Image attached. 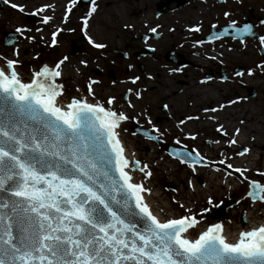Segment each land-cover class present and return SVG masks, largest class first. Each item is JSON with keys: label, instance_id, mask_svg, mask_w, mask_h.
I'll list each match as a JSON object with an SVG mask.
<instances>
[{"label": "snow or ice", "instance_id": "6c2138e0", "mask_svg": "<svg viewBox=\"0 0 264 264\" xmlns=\"http://www.w3.org/2000/svg\"><path fill=\"white\" fill-rule=\"evenodd\" d=\"M3 2L8 4L9 0ZM71 3L75 4L76 0ZM11 7L24 11L16 3ZM50 7L43 5L37 12ZM68 11H65V20ZM96 11V0H91L82 18L81 31L89 45L104 49L106 45L96 42L86 31L88 18ZM224 15L227 17L230 13ZM51 19L45 15L43 23ZM260 23L264 25V20ZM235 25L236 21H231L228 27ZM158 27L149 31L156 33ZM200 30L198 25L189 29ZM234 30L239 37L253 34L249 24ZM15 31L23 34L31 30L17 27ZM60 31L56 28L51 33L53 45ZM258 39L264 48V35ZM67 60L64 56L51 68L43 65L27 83L14 68L17 60L8 59L7 70L0 69V114L4 117L0 120V264H264V223L240 231L235 242H230L219 223L208 226L193 238L192 231L199 224L194 215L161 220L153 214L142 195L150 189L136 183L126 170L130 164L117 129L129 117L123 111L114 110L116 98L108 97L109 107L98 100L90 103L83 97H73L64 106L58 100L63 95V86L56 80L61 77V65ZM86 63L80 61L81 65ZM262 65L264 62L257 67ZM182 70V67L168 69L170 73ZM248 75H253L252 69ZM130 79L135 84L140 77ZM93 83L97 82L88 84V95L94 97ZM127 91L130 93L132 89ZM136 95L140 98L139 91ZM234 103L228 101V104ZM129 107L134 105L129 103ZM224 107L219 105L221 109ZM148 122L152 123L150 119ZM184 122L180 120L179 124ZM216 131L228 136L223 125ZM239 132V128L235 129L233 138L227 141L230 146L238 143L235 137ZM250 151L243 147L235 154L244 156ZM192 153L182 152L176 158L195 172L192 165L204 157L196 149ZM219 163L223 165L225 160ZM136 166L139 161L133 162V167ZM113 168L118 177L112 174ZM226 168L248 180L247 168L233 167L231 163ZM146 169L147 164L139 167L145 178L152 175ZM232 172L225 174L231 176ZM248 183L247 195L253 201L264 202V184L256 180ZM188 184L192 185L191 179ZM130 200L138 212L132 210ZM208 203L212 204L211 196ZM180 207L190 211L183 204Z\"/></svg>", "mask_w": 264, "mask_h": 264}, {"label": "flooded vegetation", "instance_id": "af4514ba", "mask_svg": "<svg viewBox=\"0 0 264 264\" xmlns=\"http://www.w3.org/2000/svg\"><path fill=\"white\" fill-rule=\"evenodd\" d=\"M243 1L96 0L97 11L88 18L89 23L86 31L96 42L103 43L106 47L95 49L87 43L81 31L82 18L88 12L91 0H76L75 4L71 3V0H9L8 4L0 0V37L3 39V45H5V35L17 36V44H20L21 36L34 37L40 35L34 40L41 45L45 43L49 49L58 46L64 48L63 55L74 62L68 64V61H65L66 65L72 67L71 70H74L73 66H75L78 76L85 74L86 78L89 79L104 76L112 83L117 81L118 78V75L115 74L116 70L121 73H133L134 71L143 73L152 82L157 78V84H159L162 91L157 89V95H152L155 100H145L137 103L138 99H143L145 95L148 98L151 95V91L156 88V85L153 86L154 84L153 87L145 85L144 88L134 86L130 93L127 90L131 88L118 89L115 87L109 93V96L116 98L113 106L115 110L117 108L118 110L122 108L132 110L133 107H129V103L132 104L133 101L134 106L137 107L147 103L148 111L146 114L143 111L140 112V115L136 118L137 121L129 128L135 134L142 135V132L147 131L153 134L152 132L157 133L160 128L157 123L172 117V115H169L170 113L179 114L180 119L188 117L183 114V109L185 110L186 106L182 105L181 101L176 103L173 100L177 93L190 92L193 82H198V85H194V89L200 92L204 90V87L205 90L207 87L208 92H211L215 81L217 83L219 81L228 82L229 72L221 66L225 58H219V54H224L227 50L235 51L239 56L232 59L239 60L242 52L239 48L230 45L227 49L226 41L231 40L239 46L240 43H245L249 37L258 40L259 36L264 35V25L260 23L261 20H264V0H248L247 6L242 5ZM252 1H255L257 6L251 3ZM12 3L23 6L24 11L21 12L19 8L13 9L11 7ZM237 4L239 6H236ZM43 5H51V7L44 8L43 12L38 13L37 9ZM66 9H70L67 20L64 16ZM225 12L230 13V15L226 17ZM45 15L52 17L47 24L43 23V16ZM231 21H236V25L230 28L228 25ZM244 24L252 26L253 34L239 37L234 29L235 27H242ZM125 25H131V27L128 28ZM157 25L159 27L156 33L149 31L150 28ZM194 25H198L201 30L199 32L189 31ZM213 25H215V28L212 27ZM17 27L30 29L31 31H24L23 34L17 33L15 31ZM37 28H40L41 31L37 32ZM56 28H60L61 31L57 34V43L53 45L51 43V33ZM234 36L237 38L234 39ZM145 37H147V40ZM255 39L252 40V44H255ZM17 44H15V47H17ZM21 45H23L22 42ZM258 49V63L262 64L264 62V48L260 47V50ZM119 59L125 60L126 65L117 62ZM81 60L86 61V65H81ZM214 62L219 63L215 66L213 65ZM129 65L132 67L129 68ZM177 67H182L183 70L179 73L168 71V69ZM186 68H189L190 75ZM233 70L235 73H243L245 66L240 63L233 66ZM259 73L260 76L261 74L264 76V70ZM189 76L190 81H186ZM161 79L166 83L165 85H162ZM249 80L251 82L243 81L250 85L255 83L257 86H261L262 78L259 80L251 75ZM93 81L97 82L98 80L94 79ZM247 90L249 97L252 98L256 95V91L252 87L247 88ZM138 91L140 98H137L136 95ZM159 92L162 94L167 92L169 96H166V98L159 97ZM126 93L127 99H125ZM95 97L104 106H109L107 104L108 97H103L100 89L95 92ZM171 101L178 107H182V111H173ZM152 102L156 107H153ZM199 102L201 101L195 100L197 105L200 104ZM190 103L187 104L191 105ZM164 105L168 107L164 108ZM192 107H194V104H192ZM192 107H189L187 111L191 110ZM206 108L212 109L214 106L209 103ZM200 109L203 111L205 107ZM141 110H143V107ZM149 119L152 122L151 124L147 121ZM138 120H141V122ZM144 124L146 126H143ZM136 125L138 128H136ZM182 126L179 124L172 125L171 128L175 130L178 128L186 129L188 125ZM217 126L219 125L217 124Z\"/></svg>", "mask_w": 264, "mask_h": 264}, {"label": "rangeland", "instance_id": "374dc122", "mask_svg": "<svg viewBox=\"0 0 264 264\" xmlns=\"http://www.w3.org/2000/svg\"><path fill=\"white\" fill-rule=\"evenodd\" d=\"M248 0H244L242 2V5L247 6ZM251 3H253L255 6H257V4H255V1H252ZM236 6H239V4H237ZM256 32V30H255ZM257 34V32H256ZM27 36H21L20 37V44H17L16 46L19 48L17 51H15V44L7 47L5 45H3V39L0 37V59L5 62L6 58H12L13 60H17L18 63L16 64V66L18 68H20L24 74L27 75H33V72L39 68L42 67L43 65L47 64L50 65V67H54L56 62L61 60L64 55V48H62L61 46L49 49V47L44 43V44H39L37 41L32 40L29 41L27 38ZM255 39L254 37H249L247 38L245 43H240L239 46L235 45L231 40L226 41V46L227 49L230 46H234L237 47L241 50V54L242 56L239 57V60H233L232 58L237 57L239 55H232V53H235V51L231 52V51H225L224 54H219V58H225V60H223L222 62V68H224L225 70H227L229 72L228 75V82H221L219 81V83H217L216 81L213 83L212 85V93L208 92L207 87L205 90L200 91H196L194 89V85H198V82H193L192 84V89L189 90L190 92L188 93H177V96H175V100L176 103L181 101L182 105L186 106V109H183V114L192 117H198V119H193V120H188V119H180V115L179 114H172L170 113L169 115H172V117H169V119L167 118V120L165 119V121L163 120V122H159L157 123V125L160 126V128L158 129V132H152L153 136L156 138V140H161L162 143L157 144L156 140L151 139V138H145L144 136L136 133L135 135L133 134V131L131 130V128H129L130 125H134L136 118L140 115V112L143 111V113L145 114L148 110V106L147 103H145L144 105H139L134 106L132 110H130L129 108H122L120 110L116 111H123L128 117L129 119L126 121L121 122L120 128L122 130V134L124 136L127 137H139L142 140H144L146 143L142 144L141 146H139L138 148L141 150L142 153H144L145 155H147V153H151L152 151L154 152H159V154H166L168 157H172L174 159L177 160V162H179V160L172 156L169 152H168V145H172V146H183L186 149H188L189 151L192 149H196L197 148L194 147V144H187L186 142L182 141V137L181 135H177L180 130H183L184 128H178L177 130L171 128L172 125H178L180 120H184L185 123L183 124H179V125H183L182 127H185V125L187 128L190 129L189 133L191 134L192 131L195 132V134H193L192 136H201V139L197 138L196 142H198L199 146H204V147H208L213 145L214 142L211 140H214L215 143L217 141H219V143H216V145L222 144L223 142L227 143L228 140L232 139L230 137V139L228 138L229 134L227 137H225L222 133L217 132L216 129L217 127L214 125H220V117H219V112L221 111V109L219 108V105L224 104L225 107H227V109L231 110L232 108H234L237 105H240V103H243L245 106L249 105L252 101L254 102V100H258L260 101V107L261 110L264 111V76H260V71H263L262 68H264V66H262V68H258L257 65L259 58H257V54L258 50H260L259 47V39L256 40L255 39V44H252V40ZM21 42L23 45H21ZM6 57V58H5ZM74 58V57H72ZM68 64H73V60H71L69 58ZM117 62L121 63L122 65H126L125 64V60H117ZM219 63V62H218ZM216 62L213 63V65L217 66ZM243 64L245 66V70H244V74L243 75H236L235 71L233 70V66L238 65V64ZM66 71H68L70 69L69 66H66V63L64 62L62 64ZM252 69L253 75L255 77H257V79L260 80V78H262V83L261 86H257L255 83L253 84H247L245 83L243 80H246V78L250 79V75H248V70ZM115 70L113 69V72ZM167 71V70H165ZM186 71L188 72V74L190 75V70L189 68H186ZM257 71H259L257 73ZM152 74L151 72H147ZM164 73V72H163ZM75 74V73H74ZM115 74L118 75L117 81L115 82H110L106 77H91V79L86 78L85 74H82L83 76H78V74H75L76 79L73 80L70 76L67 78H63L61 85L63 86L64 89V93L63 95L66 98H69L70 96H74L75 94H81V92L84 94V96H87L88 93V84L89 82L93 81L94 79H97V83H93L92 87H94V91L97 92V89H100L101 91V95H103V97H110L109 93L111 92L110 90L117 87L118 89H128V88H134V86L140 87V88H144L143 86L148 85L150 87H153L156 85L155 90L151 91V95L148 96V98H146V95L143 97V99H138V102L141 101H145V100H153L154 98H152L153 96H156L158 93L157 89H161V87L159 86V84H157L158 80L157 78L154 80V82H152L150 79H148L146 77L145 74L143 73H139V72H133V73H126L123 72L121 73L119 70H116ZM166 74V73H165ZM259 74V76H258ZM140 77V79L133 84L131 82L132 77ZM88 77V76H87ZM94 78V79H93ZM189 80L190 81V76L186 79V81ZM251 82V80H250ZM151 83V84H150ZM154 84V85H153ZM153 85V86H152ZM218 86V87H217ZM181 87V86H180ZM178 87V88H180ZM253 88L256 91V95L249 97L248 95V90L247 88ZM201 94V96H200ZM211 94H213L211 96ZM62 95V96H63ZM208 98V99H207ZM155 100V99H154ZM196 101H201L199 102L200 104L197 105V103H195ZM236 101V103L234 104H228V101ZM99 101V100H98ZM191 102V103H190ZM115 103V102H114ZM151 103V102H150ZM190 103L191 105L187 104ZM209 103L213 104L214 108L217 109V111L212 112V111H208V112H204L201 111V107H207L209 105ZM134 101L132 102V105H134ZM192 104H194V107H192ZM153 107H156L154 105V103L152 102ZM196 106V107H195ZM120 107V106H119ZM143 107V110H141ZM189 107H192L191 110H188ZM115 110V109H114ZM219 110V111H218ZM201 114L202 117L200 116ZM223 113H221V115H223ZM145 116V115H144ZM132 117H135V119H132ZM210 117H212L213 119H210ZM173 118V120H172ZM169 120V121H168ZM141 122V120H138ZM148 121V120H147ZM168 121V122H167ZM165 122V123H164ZM187 122V124H186ZM229 122V119L228 121ZM144 123V122H143ZM163 123V124H162ZM224 123V122H223ZM231 127L227 130L230 134H232V124H235V120L231 119ZM208 124H210V126H208ZM222 125V124H221ZM142 126V125H141ZM143 126H146L145 124ZM212 127V128H210ZM262 127V126H261ZM187 129V130H189ZM185 130V129H184ZM235 132V131H234ZM177 133V134H176ZM251 134V133H249ZM188 135V134H187ZM263 144L260 146L259 151L261 152V157H263L264 154V140L262 141ZM228 144V143H227ZM229 146V145H228ZM228 146H226V148H228ZM204 149V148H203ZM205 150V149H204ZM240 151V150H239ZM217 153L219 156H224L225 158H227L228 160H231L233 155L231 156V158L227 155V151H225L223 148H219ZM234 153H236V151H234ZM263 153V154H262ZM210 156V158L212 157H217L216 155H212L209 152L206 153ZM236 155V154H235ZM238 156V155H236ZM230 158V159H229ZM217 159H219V157H217ZM222 160L219 159L218 161ZM217 162V161H215ZM212 162L208 165V163L206 162L205 158L203 161H201L200 163L197 164H193V167H205L204 165H207L206 167H208L210 170H214L217 169L218 167L216 165L219 166V163H215ZM180 163V162H179ZM181 164V163H180ZM182 165H187V164H182ZM226 172V171H225ZM228 178H232L233 179V183L235 184L234 187H236V191L235 193H231L228 192L226 194H224L222 197H220V200L216 203L214 202L213 204H209V203H203L200 207L197 208V211L194 212L192 215L195 216V218L202 224L204 223H208L211 220L209 218H204V220L202 219V217L204 216L205 212H202V209H208L207 212L214 210V207H216V205H218L219 203H226L228 200L233 202L231 207L226 208V216L225 218H219V220L221 221H230V223H235L236 221H239L238 223L242 222V217H245L247 211H252L255 207V205L252 204V201L250 200V198L246 195V192L249 189V181L251 180H259L260 182H262L264 184V176L259 175L258 173H255V175H250V179L248 181H243V177H240L239 173L234 174V176H226ZM193 182L197 183L199 186H202V184H204V180L203 178L200 177H191ZM179 186L181 187V185H184V180H181L179 183ZM193 184V183H192ZM159 186H161V188H165L168 193H171V191L176 187V185L174 183H171L170 185L166 186L163 184V182H159ZM162 202L166 204L169 203L168 199L165 197L164 200H161ZM237 201H239V203H237ZM232 207H236L238 210H242V212H240L239 214L234 215V210L232 209ZM257 210H264V202H262L261 204H258L256 206ZM228 215V216H227ZM232 219H235V221H233ZM241 225L244 223H240Z\"/></svg>", "mask_w": 264, "mask_h": 264}, {"label": "bare ground", "instance_id": "6f19581e", "mask_svg": "<svg viewBox=\"0 0 264 264\" xmlns=\"http://www.w3.org/2000/svg\"><path fill=\"white\" fill-rule=\"evenodd\" d=\"M40 37V35L34 36ZM17 51L18 48L15 47ZM237 56L236 53H234V56ZM238 57V56H237ZM6 58V57H5ZM8 59L12 58H6V61ZM3 60V59H2ZM0 59V64L3 67V69L7 70L6 61L3 62ZM13 60V59H12ZM50 67V65H48ZM67 66V65H66ZM14 68L18 70L21 79L24 80H31L33 75H25L24 72L18 68L16 65H14ZM41 67L37 68L35 71H38ZM51 68V67H50ZM72 68V67H71ZM71 68L66 71L65 67L61 65L60 71L62 72L61 77L57 78L56 82L61 85L60 82H62L63 78L71 77L73 80L76 79L75 74L77 75V69L75 66H73L74 70H71ZM75 73V74H74ZM161 76V75H160ZM160 81L162 85H165L166 83L163 82V79ZM246 80L250 81L248 78ZM151 84V83H150ZM189 87V86H188ZM175 89V88H174ZM162 91V89H161ZM159 97L166 98V96H169V94L166 92L162 94L159 92ZM87 97L84 96V94L81 92V94H75L73 97H76L77 99L83 97L85 99H90L97 101V97ZM208 99V98H207ZM61 105L64 106L65 104L69 103L67 100L63 99L62 96L58 98ZM160 100V99H158ZM175 101V100H174ZM156 102V101H155ZM260 101L254 100L249 105H244L241 103L240 105L235 106L231 110L227 108L221 109L219 112L220 117V125H223V128L227 131L231 127V119L235 120V124H232V134H229L228 138L233 137V133L235 129L239 128L240 132L236 135V139L238 143L236 145H229L225 142L222 144L216 145L214 140H211L214 142L213 145L208 147L199 146L198 142H196L197 138L201 139V136H195V139H192V135L195 134L194 131L189 133L190 129L186 128L185 130H180V132L177 135H181L182 141L186 142L187 144H194V147L197 148V151L200 153L201 156H203L208 163V165L212 162H215L216 164L219 163V159L225 160V164H220L219 166L216 165L220 169V171H217V169L210 170L208 167H193L196 169L195 172L192 171V168H189L188 165H182L179 162H177L176 159L172 157H168L166 154H159V152L152 151L151 153H147L145 155L141 152V150L138 148L142 144H145L146 142L142 140L139 137L133 138V137H127L122 134V130L119 127L117 129V132L119 133V139L124 147V149L127 151L128 159L130 160L131 166H130V172L132 173L133 177L135 178L136 183L142 184L146 189H150V191H146L142 193L144 196L145 202L149 205L150 208L153 209V212H155V215L161 219L165 220L168 218H174L179 217L182 215H192L194 212L197 211V208L200 207L204 202L208 203V197H212V204L214 202H218L220 200V197H222L224 194L231 192L235 193L236 187L233 183L232 178L226 177V172H232V169L226 168V164L231 163L233 167H239L241 169L247 168L248 172L245 173V175L248 177V180L250 179V175H255V173H264V158L261 157V152L259 151L260 146L263 144L264 140V111L261 110L260 107ZM172 104L171 109L176 112L182 111V107H178L177 105L173 104L172 101L170 102ZM177 106V107H176ZM109 107V106H108ZM126 109V108H125ZM221 115V113H223ZM202 117V114L200 115ZM229 119V122H227ZM137 121V120H136ZM243 121V123H241ZM210 126V124H208ZM262 126V127H261ZM217 127V125H216ZM212 128V127H210ZM189 129V130H187ZM251 133V134H249ZM188 134V135H187ZM229 145V146H228ZM228 146V148H226ZM174 150L176 148L182 149L183 152H189L188 149L179 146H172ZM243 147L250 148V153L245 154L244 156H236L234 151L242 150ZM205 150H204V149ZM219 148H223L225 151H227V155L231 158V160H228L224 156H219L217 153ZM210 153L212 155H216L219 157H212L206 153ZM170 153V152H169ZM182 153V152H180ZM171 154V153H170ZM195 154V153H192ZM263 154V153H262ZM172 155V154H171ZM264 157V154H263ZM139 161V166L133 167V162ZM144 164L148 165V169L146 171H150L152 175L150 177L145 178L144 174L139 171V167H142ZM226 171V172H225ZM235 172H232L231 176H234ZM191 177H200L203 178L204 184L202 186H199L197 183L193 182ZM191 179L192 185L189 186L188 181ZM181 180H184V185L179 186V182ZM246 180V181H248ZM257 180V179H256ZM163 182L164 185L168 186L171 183H174L176 187L174 188L175 191H171V193H168V191L165 188H161L159 186V182ZM243 181H245L243 179ZM260 182L259 180H257ZM262 183V182H260ZM263 184V183H262ZM165 197L168 199L169 203L165 205L164 202L161 200H164ZM176 201V202H174ZM262 201L256 200L252 202L253 205H255L254 209L252 211H247L245 217H242V222L244 225L238 223L239 221H236L235 223H230V221H221L218 219L211 220L208 223H200L192 231V237L195 238L196 235L199 234V232L204 231L207 229L208 226L215 224V223H221L224 230V235L227 240L235 241L238 238V234L242 230L250 229L254 226H258L261 223H264V210H257L256 206L258 204H261ZM183 204L185 208L189 209V212H185L184 208H181L180 205ZM234 210V215L239 214L242 212V210H238L236 207H232ZM163 210V211H161ZM228 216V215H227ZM235 221V219H232Z\"/></svg>", "mask_w": 264, "mask_h": 264}, {"label": "water", "instance_id": "95a60500", "mask_svg": "<svg viewBox=\"0 0 264 264\" xmlns=\"http://www.w3.org/2000/svg\"><path fill=\"white\" fill-rule=\"evenodd\" d=\"M16 39V37H9L7 40H5L8 44H10L8 41H11V43L14 41ZM0 69H3V67L1 66V64H0ZM4 70H6V69H4ZM17 72H18V70L17 69H15ZM18 74H19V72H18ZM19 76H20V74H19ZM21 78V77H20ZM22 81L23 82H25V83H27V82H30L31 80H24V79H22ZM88 102H90V103H94L95 101L94 100H90V99H86ZM105 107H107V106H105ZM2 119H4V117H3V115L2 114H0V120H2ZM147 136H149V135H147ZM146 136V137H147ZM168 152H170L173 156H175V157H177L178 156V154L180 153V152H183V150L182 149H179L178 150V148H176L175 150H174V148L173 147H169V149H168ZM125 157H126V159L129 161V164H130V166H131V163H130V160L128 159V155H127V151L125 150ZM127 171H129L130 172V167L128 168V169H126ZM112 174L114 175V176H117L118 177V173H116L115 171H114V168H113V171H112ZM130 174L132 175V173L130 172ZM134 181H135V178H134ZM136 182V181H135ZM129 203H130V206H131V208H132V210L133 211H136V212H138V209H135V203H134V201H132V200H130L129 201ZM232 203L233 202H230V201H228L226 204H224V205H219L218 207H216L215 208V210L213 211V212H210L209 214H207V216H210V218H212V219H214L215 217H222L224 214H225V211H226V207L227 206H230V205H232ZM151 209V211L153 212V209L152 208H150ZM153 214L155 215V212H153ZM216 224V223H215ZM219 224H221L220 222H219ZM223 235H224V230H223ZM225 236V235H224ZM230 241V240H229ZM230 242H235V241H230Z\"/></svg>", "mask_w": 264, "mask_h": 264}]
</instances>
